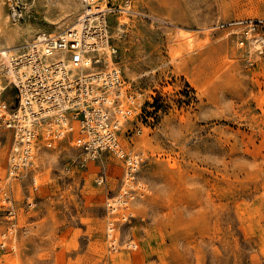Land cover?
I'll return each mask as SVG.
<instances>
[{
	"label": "rangeland",
	"instance_id": "1",
	"mask_svg": "<svg viewBox=\"0 0 264 264\" xmlns=\"http://www.w3.org/2000/svg\"><path fill=\"white\" fill-rule=\"evenodd\" d=\"M14 1L18 20L0 0V51L83 11ZM114 1L129 10L109 14V63L140 103L119 139L139 168L60 144L13 171L0 128V240L15 222L0 264H264V0Z\"/></svg>",
	"mask_w": 264,
	"mask_h": 264
},
{
	"label": "built area",
	"instance_id": "2",
	"mask_svg": "<svg viewBox=\"0 0 264 264\" xmlns=\"http://www.w3.org/2000/svg\"><path fill=\"white\" fill-rule=\"evenodd\" d=\"M82 5L79 25L57 33L40 31L9 60L0 58V128L14 134L11 169L30 166L38 146L54 149L66 144L80 148L87 157L106 150L123 158L127 175L133 178L141 156L127 153L119 131L140 103L122 87L120 70L108 67L104 51H99L107 43L111 54L116 52L109 14L124 9L114 0H82ZM10 14L16 20L22 17L14 0ZM3 200L10 203L7 214L13 216L10 193ZM6 229L1 233L0 256L7 250L4 233L12 232L15 222Z\"/></svg>",
	"mask_w": 264,
	"mask_h": 264
},
{
	"label": "bare ground",
	"instance_id": "3",
	"mask_svg": "<svg viewBox=\"0 0 264 264\" xmlns=\"http://www.w3.org/2000/svg\"><path fill=\"white\" fill-rule=\"evenodd\" d=\"M85 10V8H84V6H83V11ZM124 10L125 11H127V10H129V9H127V8H124ZM82 11V12H83ZM94 16V15H93ZM95 16H97V15H95ZM94 16V17H95ZM82 18H83V15H82V13L80 14V16L78 17V19L76 20V22L75 23H73V24H71L69 27H71V26H73V25H79L80 23V21L82 20ZM249 35V34H248ZM101 41H105V39L104 38H102V40ZM30 42H28L27 44H25L24 46H23V48L22 49H24L28 44H29ZM103 48L102 49H99V51H101V54H102V52H103V61H105L106 62V64H107V66L108 67H114V66H111L110 65V63H109V59H108V57L109 56H111L112 54H111V52H110V49L109 48H111V47H109L108 45H107V43H104V45L102 46ZM109 47V48H108ZM98 49H97V51H98ZM94 51H96V50H94ZM16 52H10V51H6V50H3V51H0V58L1 59H6V60H9V58H10V56L11 55H14ZM98 55V54H97ZM117 68V67H116ZM118 69V68H117ZM125 92H123V91H121V95H122V97H124L125 96ZM120 95V96H121Z\"/></svg>",
	"mask_w": 264,
	"mask_h": 264
}]
</instances>
